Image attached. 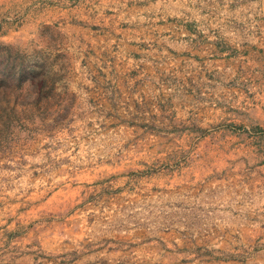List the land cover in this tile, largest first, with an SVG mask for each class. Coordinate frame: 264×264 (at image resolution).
Listing matches in <instances>:
<instances>
[{
  "label": "rangeland",
  "instance_id": "rangeland-1",
  "mask_svg": "<svg viewBox=\"0 0 264 264\" xmlns=\"http://www.w3.org/2000/svg\"><path fill=\"white\" fill-rule=\"evenodd\" d=\"M118 1L0 0V264H264V0Z\"/></svg>",
  "mask_w": 264,
  "mask_h": 264
},
{
  "label": "crops",
  "instance_id": "crops-1",
  "mask_svg": "<svg viewBox=\"0 0 264 264\" xmlns=\"http://www.w3.org/2000/svg\"><path fill=\"white\" fill-rule=\"evenodd\" d=\"M92 4H95L94 6L95 7H98V8H100V7H104V6H106V0H92ZM122 2V1H121ZM121 2H119L118 0H109V5H112L113 7H116L117 6V4H121ZM78 8L77 7H75V9L74 10H69L68 12L70 13H74L75 12V10H77ZM70 28H73L74 29V27H72V26H69Z\"/></svg>",
  "mask_w": 264,
  "mask_h": 264
}]
</instances>
